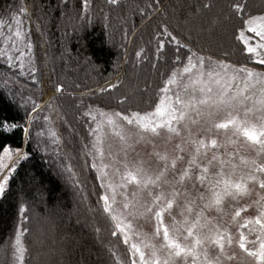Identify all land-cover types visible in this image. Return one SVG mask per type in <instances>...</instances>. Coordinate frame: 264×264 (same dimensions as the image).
I'll return each instance as SVG.
<instances>
[{
	"label": "trees",
	"instance_id": "1",
	"mask_svg": "<svg viewBox=\"0 0 264 264\" xmlns=\"http://www.w3.org/2000/svg\"><path fill=\"white\" fill-rule=\"evenodd\" d=\"M82 2L0 0V48L10 47L4 41L11 34L9 26L15 31L12 17H19L22 30L31 36L37 68L33 81L27 64L25 74L19 76V62L9 69L0 58V120L21 125L0 136V143L28 153L9 172L7 196L0 197V264L17 261L15 234L21 204L29 217L23 223L29 231L21 236L24 264H124L128 246L110 235L114 223L103 212L100 184L86 155L91 115L83 113L89 105L119 111L117 101L125 98L127 111L153 110L169 76L187 62L189 48L206 57L211 54L214 60L228 52L226 63L245 64L242 46L230 39L235 22L223 20L230 0H118L117 5L89 0L88 10ZM240 2L248 3L246 11L253 15L264 14V0ZM20 7L26 11L20 13ZM164 26L183 47L163 35ZM161 40L166 46L158 51ZM177 51L183 63H174ZM246 66L254 67L251 61ZM56 83L65 85L64 95L57 93L52 100L55 107L50 108L45 104L49 96L43 93L54 91ZM108 84L116 85L111 101L99 91ZM74 85L79 88L73 90ZM33 101L42 108L29 122L25 113L31 111ZM24 127L30 128L31 142H26Z\"/></svg>",
	"mask_w": 264,
	"mask_h": 264
},
{
	"label": "snow or ice",
	"instance_id": "2",
	"mask_svg": "<svg viewBox=\"0 0 264 264\" xmlns=\"http://www.w3.org/2000/svg\"><path fill=\"white\" fill-rule=\"evenodd\" d=\"M111 5H117L118 0H108ZM82 8L88 10L90 8L89 0H83ZM249 4H242L240 0H230L228 4L229 11L224 16L223 20L226 23H232V31L230 39L234 44L240 47V53L245 58V64L236 67L235 64L226 63L225 60L230 55L224 52L223 58L213 59V55H198L188 49L186 57L187 63L183 67V73L191 74L194 69L199 68V75L192 77L190 75L188 84H183L180 91L174 95H169L170 89L167 85L180 83L176 79L177 73L173 72L168 79L167 85L160 89L163 95L158 102H154L153 110L144 111H127L123 105L127 103V98L117 101L120 106L119 111H113L110 114L105 111L95 110L91 105L84 116L92 117L91 122L87 123V136L95 137L92 141L94 152L89 151L86 155H92V168L96 169L98 175L95 179L101 180L100 188L107 193L111 190V195H99V200L103 201V212L114 222L115 230L110 231V235L115 237L117 241L122 239L123 245H127V253H130V258L124 259V264H189L188 257H191V264H248L249 258L251 264H264V14L253 15L249 9ZM147 7L151 8L152 4ZM205 8L209 5L205 4ZM20 13H24L26 9L20 7ZM143 11V10H141ZM15 23V31L5 38V44L10 47L0 48V58H4L3 62L9 69L19 67V76L25 74V65L27 64V72L29 76L36 80L37 68L34 59L31 56L33 43L28 32L22 30L23 21L13 16ZM87 19V17H83ZM217 23V21H214ZM2 24V22H0ZM163 35L169 37L170 41L179 40L167 26L163 27ZM163 40L158 42L157 50L165 48ZM18 53V55L16 54ZM136 55L139 57L140 52ZM176 60L174 63L180 64L184 61L181 59L179 51L175 53ZM231 55H235V50ZM29 57L25 60V57ZM193 60L196 63H193ZM251 61L254 67H247V62ZM91 64V60H87ZM209 66L219 69V71L203 70ZM260 70L257 71L256 69ZM231 73V74H230ZM256 85H259L257 90ZM116 85L108 84L107 87H100L101 94H106L109 100H114L112 89ZM65 85L56 83L54 91L43 93L49 96L45 100V104L52 108V100L56 98V94L64 95ZM79 88V85H74L73 90ZM251 90V95L249 91ZM257 91L259 92V100L253 103L252 107H248L246 102L253 100ZM87 95L81 93V97ZM91 95H95L94 92ZM99 100L100 97H97ZM28 101H25L27 106ZM83 107V103H81ZM42 105L35 103L31 104V111H26L28 121L31 122L37 119V110L41 109ZM208 109L203 111V109ZM243 110V118L238 113ZM96 115H92L93 112ZM195 111L196 115L201 118H209L214 112L223 111L225 118L222 122L213 124L216 130H232L233 137L230 143L235 146L234 155H239L242 147L247 146L255 149L259 148L257 155L260 158L258 163L256 159L251 161L241 160L245 164L250 165V171L242 173L239 179H233L237 171L235 164H230L229 161L219 159L215 152L208 166L200 168L198 158L201 155V150L204 155H207L209 148L216 149L219 147L216 139H211L206 142L205 139H193L190 123H197L196 120H190V113ZM236 112L237 114H233ZM251 114V115H250ZM58 118L60 113L57 112ZM97 117L101 119H97ZM106 117V120L103 119ZM47 121L48 117L45 116ZM95 124V127L92 125ZM109 127L115 133V136L123 142L120 152L123 157L118 158V154L108 152L109 163H103L105 159V151L103 145V129L104 126ZM21 128L19 123H9L5 120H0V136L11 133L14 129ZM23 132L31 142L32 133L30 128L24 127ZM211 131V129L207 130ZM187 133L185 143L194 145V152L191 153L187 160V167L181 166L177 169L178 162H183L184 157L179 154L169 156L167 153L161 155L155 153L159 160L163 161V167L155 172L149 171L144 166V161L137 162L134 166H129L127 162L128 150L133 147V141L139 144L142 141H151L161 137L171 140L174 136L182 137L183 133ZM39 136L40 134L37 133ZM245 138L244 143L238 142V137ZM55 143V141H53ZM250 142V143H248ZM39 143V142H38ZM0 148L3 149V156H0V167L15 171V165L28 157V153L22 147H18L13 151L10 146L0 143ZM177 152H183L184 148L181 144L175 145ZM100 158L101 163L95 161ZM4 158L12 160V165H3ZM218 162V170H213L211 166ZM123 165L124 172L120 173L119 165ZM231 171H226L225 166L229 165ZM112 167L113 176L120 175L122 183L115 184L112 181L104 182L108 177L106 168ZM192 169H199V175L191 172ZM171 172L173 180L169 182L166 177ZM178 173V175H177ZM187 180L195 181L192 184V189H196L197 182L203 192H196L195 195L188 191ZM248 181L253 182V187L246 186ZM164 184H171V192L165 193L161 190L159 193L152 191L147 192V198L142 193L149 189L161 188ZM135 184L139 189L138 192L131 193V199L127 194L129 184ZM258 184V190L255 185ZM9 176L5 175L0 180V197H6L8 192ZM117 188L121 189L118 193ZM183 188L182 192L180 189ZM252 191H257L258 200H253L247 207L242 203L246 196L250 197ZM123 197L122 207L117 210V196ZM180 196L185 197V207L181 210L180 216L182 219H177L172 216V222L166 223L165 214L171 216L176 199ZM202 201L199 206V211L195 212V218H190L185 213H193V204L196 201ZM230 201L232 211L225 212L224 204ZM255 206L257 214L251 218L242 217V213L247 211V208ZM215 209L217 215L209 220L204 215L205 211ZM20 225L16 227L15 248L16 259L20 264H24L25 249L21 245V236L28 232L29 229L23 227V223L29 217L26 214L23 204L19 207ZM227 217V219H225ZM145 219L147 222L154 221V231L150 234L143 233L134 229V223L139 219ZM107 219V217H106ZM243 220L241 223L240 221ZM235 229L236 235H233ZM241 229H247L249 233H255V238L249 240ZM99 231V229H97ZM162 236V242L160 238ZM134 238H139L134 240ZM240 250L235 251L236 247ZM201 256L203 259H201ZM163 257V259L161 258Z\"/></svg>",
	"mask_w": 264,
	"mask_h": 264
},
{
	"label": "rangeland",
	"instance_id": "3",
	"mask_svg": "<svg viewBox=\"0 0 264 264\" xmlns=\"http://www.w3.org/2000/svg\"><path fill=\"white\" fill-rule=\"evenodd\" d=\"M198 54V53H197ZM201 55V54H198ZM206 57V56H205ZM187 63V62H186ZM185 63V64H186ZM193 63H196L195 60H193ZM185 64L177 69H175L173 72L177 73L176 79L178 82L182 81V84L180 83H173L171 85H167V81L168 79L172 76V74L169 76V78L167 79L164 87L167 85V87L170 89L169 91V95H174L177 91H180L183 84H188L189 82V77L190 75L192 77H195L197 75H199V72L201 71L199 68L194 69L193 72L191 74L189 73H183V67L185 66ZM231 64V63H230ZM236 67H240V66H236ZM205 73H207L208 71H219V69L214 68V66H209L208 68L203 70ZM231 74V73H230ZM257 90L259 89V85H256ZM249 95H251V90L248 93ZM163 95V93H161V96ZM160 96V97H161ZM260 96H259V92L257 91L256 95L254 96L253 100H249L246 102L248 107H252L253 103L257 100H259ZM93 109L95 110H100V111H105L107 113H111L113 111H117L115 109H110V108H97V107H93ZM208 109H203V111H207ZM233 114H237L236 112H234ZM92 115H96V112L94 111L92 113ZM238 115L243 118V110L241 109V111L238 113ZM251 115V114H250ZM225 118V113L223 111L220 112H214V114L209 117V118H205V119H201L199 118L195 111L190 113V120H196L198 121L197 123H190V127H191V131L193 133V139H205L206 142L211 140V139H216L218 141L219 147H217L216 149H212L209 148L207 150V155H204V151L205 150H201V155L198 158V163L200 164V168H204L205 166H208V160L211 159L213 152H215V154L217 155V157L219 159H223L225 161H229L230 160V164H235L237 166V171L234 177H232L233 179H239L240 175L242 173H247L249 172L250 169V165L249 164H245L242 162L241 157L244 158V160L247 161H251L253 159H256L257 162H260V158L257 155V151L259 146L256 145L254 150L253 148L247 146V144H245L244 147L241 148L239 155H234L235 153V146L230 143V139H237L236 137H233L232 135V130H216L214 129L212 126L214 123L216 122H222ZM92 119V117H91ZM97 119H101L99 117H97ZM106 120V117L103 118ZM93 127H95V124L92 125ZM211 129V131H207ZM104 135H103V149L105 151V159L103 161V163H109V157H108V152L109 150L113 153V154H118V158L123 157V153L120 152V149L122 147L123 142H121L119 140L118 137L115 136V133L112 131L111 128L107 127L106 124L104 126L103 129ZM187 138V133L184 132L182 137H178V136H174L171 140L166 139L165 137H161L158 139H154L151 141H142L139 144L134 143L133 141H128V143H132L133 147L130 148L128 150V157H127V162L129 164V166H134L137 162L143 160L144 161V166L145 168H147L149 171L151 172H155L157 169L162 168L163 167V161L159 160L157 158V156L155 155V153L159 152L161 155L167 153L169 156H172L174 154H179L181 156L184 157L183 162H178L177 164V169H179L181 166L183 167H187V160L189 159L191 153L194 152V145L185 143L184 140ZM95 140V137H91L90 139V149L89 151L94 152L95 149L92 147V141ZM245 138L241 135L238 137V142L240 143H244ZM250 143V142H248ZM177 144H181L182 147L184 148L183 152H177V150L175 149V145ZM11 149L13 151H15L14 148L11 147ZM0 156H3V152L1 153ZM91 158V164L93 163V157L92 155H90ZM97 164L101 163V160L99 157H97L96 161ZM3 165H12V160H9L7 158H4L2 161ZM229 165L225 166V170L226 171H231V167ZM120 168V173L122 174L124 172V168L123 165L121 163V165L118 166ZM211 168L213 170H218V162L214 163ZM96 171V169H94ZM106 172H108V177L105 179V183L108 181H112L115 184H120L122 183V181L120 180V175H116L113 176V169L112 167L106 168L105 169ZM9 170H6L3 167H0V180L3 179V177L5 175H9ZM191 172H194L196 175H199V169H192ZM96 174L98 175L97 171ZM178 175V173H177ZM166 179L171 182L173 180V174L171 172H169V174L167 175ZM99 184H101V180L98 179ZM195 181L193 180H187V187H188V191L190 193H192L193 195H195L196 192H203L204 189L201 188L197 182V187L196 189H192V184ZM247 187L252 188L253 187V182L252 181H248L246 184ZM255 188L258 190V184L255 185ZM161 190H163L166 194L171 192V184H164L162 182L161 184V188H153V187H149V189L145 190L142 195L147 198V192L148 191H152L155 193H159ZM182 192L184 191L183 188L180 189ZM101 195L104 194H108L111 195V190H109L107 193H105V190L103 188H101ZM121 191V189L117 188V192L119 193ZM139 189L137 188V186L135 184H129L127 187V194L129 199H131V193L133 192H138ZM259 199V195L257 194V191H252V194L250 197L246 196L244 198V200L242 201V203L247 207L248 204H250L253 200H258ZM117 205H115V207L117 208V210H119L122 207V203L123 201V197L118 195L117 196ZM103 204V201H101ZM202 201H196L195 204H193V213L192 214H188L185 213L186 215H189L190 218L194 219L195 218V212L199 211V206L202 204ZM185 207V197L184 196H180L176 199V202L174 204L171 216H169L167 213L165 214V220L166 223H171L172 222V216L176 217L178 220L182 219V217L179 215L181 210ZM224 210L225 212H231L232 211V204L230 201L226 202L224 204ZM257 214V209L255 206L251 207V208H247V211L245 213H242V217L244 218H251L254 217ZM204 215L206 217L209 218V220H211L213 217H215L217 215V212L215 209H212L211 211H205ZM111 219V218H110ZM225 219H227V217H225ZM241 223L243 222V220L240 221ZM114 223V222H113ZM134 229L141 231L143 233H152L154 231V221L153 222H147L145 219L141 218L138 221H136V223H134ZM241 231H244L245 235L248 236L249 240L254 239L255 238V233H249L247 229H241ZM233 235H236L235 229H233ZM139 238H134V240H137L138 242ZM162 242V236L160 238ZM235 251L238 253L240 250L238 249V246L236 247ZM15 258H16V248H15ZM163 259V257H161ZM201 259H203V257L201 256ZM17 260V259H16ZM188 261L189 264H191V257H188ZM15 264H20V262L17 260L15 262ZM233 264H237V262H233ZM248 264H251L250 258L248 261Z\"/></svg>",
	"mask_w": 264,
	"mask_h": 264
}]
</instances>
